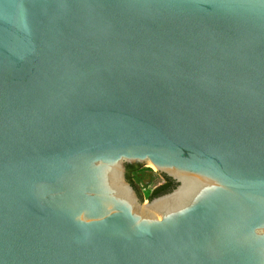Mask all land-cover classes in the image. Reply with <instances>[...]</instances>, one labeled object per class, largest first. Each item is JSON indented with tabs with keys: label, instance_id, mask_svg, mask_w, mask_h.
Segmentation results:
<instances>
[{
	"label": "water",
	"instance_id": "1",
	"mask_svg": "<svg viewBox=\"0 0 264 264\" xmlns=\"http://www.w3.org/2000/svg\"><path fill=\"white\" fill-rule=\"evenodd\" d=\"M0 264H264V0H0Z\"/></svg>",
	"mask_w": 264,
	"mask_h": 264
},
{
	"label": "flooded vegetation",
	"instance_id": "2",
	"mask_svg": "<svg viewBox=\"0 0 264 264\" xmlns=\"http://www.w3.org/2000/svg\"><path fill=\"white\" fill-rule=\"evenodd\" d=\"M143 166H145V165L144 164H138V163L124 166V168H125V171H124L125 180L134 189V191L136 192L137 196L139 194H141L140 187L146 186V180L147 179H149V181H153L154 178H155V175L158 176L162 180V183H158L157 185H155L154 189L152 191H154L155 189H158L162 185H166L165 188H162V189L160 188L157 191L156 194L165 193L168 190L172 189L174 186H176L175 181L172 180L171 178L168 177L169 178V180H168V179L164 178L165 175H163V174H161L159 172L155 171V173H153L150 170L149 171L148 170H143L142 169ZM130 171H131V173L128 174V172H130ZM138 198H139V196H138Z\"/></svg>",
	"mask_w": 264,
	"mask_h": 264
},
{
	"label": "rangeland",
	"instance_id": "3",
	"mask_svg": "<svg viewBox=\"0 0 264 264\" xmlns=\"http://www.w3.org/2000/svg\"><path fill=\"white\" fill-rule=\"evenodd\" d=\"M142 169L148 170V171L150 170L151 172L155 173L153 168L151 166H148V165L143 166ZM158 183H162V180L158 176L155 175V178L153 181H149V179H147L146 180V186L140 187V192H141V195L143 196L142 202L148 201L149 194L154 189V186L157 185Z\"/></svg>",
	"mask_w": 264,
	"mask_h": 264
},
{
	"label": "trees",
	"instance_id": "4",
	"mask_svg": "<svg viewBox=\"0 0 264 264\" xmlns=\"http://www.w3.org/2000/svg\"><path fill=\"white\" fill-rule=\"evenodd\" d=\"M130 173H131V171L128 172V174H130ZM164 178L169 180V178L166 177V176H164ZM165 187H166V185H162V186L159 187L158 189H155L154 191H152V193H151V194L149 195V197H148V200H151V199H153V198H155V197L161 196V195H163V194H166V193L172 191V190L174 189L175 186H174L172 189H170V190H168L167 192H165V193H162V194H156L157 191H158L160 188L162 189V188H165ZM138 196H139V199H140L141 201H143V196H142L141 194H139Z\"/></svg>",
	"mask_w": 264,
	"mask_h": 264
}]
</instances>
